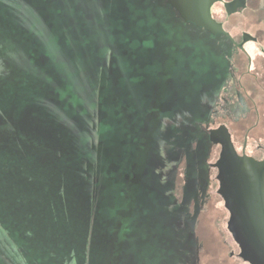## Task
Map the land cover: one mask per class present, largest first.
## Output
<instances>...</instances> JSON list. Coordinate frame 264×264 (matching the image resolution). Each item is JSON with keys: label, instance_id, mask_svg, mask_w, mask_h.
Returning <instances> with one entry per match:
<instances>
[{"label": "rangeland", "instance_id": "obj_1", "mask_svg": "<svg viewBox=\"0 0 264 264\" xmlns=\"http://www.w3.org/2000/svg\"><path fill=\"white\" fill-rule=\"evenodd\" d=\"M165 2L0 0V206L23 226L0 223V264H249L210 130L264 145V103L258 123L234 50L190 48Z\"/></svg>", "mask_w": 264, "mask_h": 264}, {"label": "water", "instance_id": "obj_2", "mask_svg": "<svg viewBox=\"0 0 264 264\" xmlns=\"http://www.w3.org/2000/svg\"><path fill=\"white\" fill-rule=\"evenodd\" d=\"M168 1L179 10L184 20L192 21L214 34L224 32L212 18L209 4L203 0ZM231 137L238 151H241L245 143L226 125L210 130L211 141L215 144L221 142L223 146L221 152V146L218 147L207 187L227 222L228 229L241 245V255L250 259L247 254L253 252L264 263V162L250 157L237 159L233 154ZM246 145L248 154L263 155V144L246 143ZM237 162L247 163L245 169L249 174L246 177L238 175L234 165ZM216 166L220 169L219 174ZM217 178L221 181L219 193L223 195L225 204L218 193ZM227 208L230 210V218ZM249 248L254 250L248 251Z\"/></svg>", "mask_w": 264, "mask_h": 264}, {"label": "flooded vegetation", "instance_id": "obj_3", "mask_svg": "<svg viewBox=\"0 0 264 264\" xmlns=\"http://www.w3.org/2000/svg\"><path fill=\"white\" fill-rule=\"evenodd\" d=\"M166 1L168 5L172 6L175 10L179 12V10L173 4L169 3L168 0ZM203 2L209 4V9L212 18L223 28L224 32L214 34L208 29L202 26H198L192 21H185L204 29L207 33L214 35L219 39L220 42L228 45L231 49L234 50L232 55V57L234 56L233 59H235V63L233 62L234 68L237 69V72L241 73V75L248 76L249 78L253 77V79H255L256 84H254V87L257 88H255L253 91L251 90L252 92L246 95L247 98L254 104L255 111L258 113L257 122L259 123L261 121V115L258 110V107L259 105H261V103H264V83H260V79L264 77V0H203ZM252 47L253 49H251ZM239 85L243 86L241 84ZM243 89L245 90V88ZM256 90L262 92V100L258 98ZM229 133L231 136L230 131ZM231 143L233 154L236 156L237 159L243 157H250L257 161L264 162V150L262 156L248 154L246 150V143L243 145L241 151H238V149L236 148L232 137ZM217 145L221 146V152L223 146L222 143L219 142L217 143ZM234 165L235 168H237L238 175H243L244 177H246L249 174L247 169H245L247 163L242 164L237 162ZM217 169L219 174V167H217ZM218 181L219 193V190L221 188V181L219 179ZM221 197L223 198L225 204V199L223 195H221ZM227 210L229 211L230 218V210L228 208ZM236 243L240 248L239 257L242 260L248 262L249 264H264L257 258V256L253 252H248L247 254L248 256H250V259L244 258L241 255V245L237 241ZM251 250L254 249H248V251Z\"/></svg>", "mask_w": 264, "mask_h": 264}, {"label": "trees", "instance_id": "obj_4", "mask_svg": "<svg viewBox=\"0 0 264 264\" xmlns=\"http://www.w3.org/2000/svg\"><path fill=\"white\" fill-rule=\"evenodd\" d=\"M160 5H161V7H163V6L164 7H168L167 9L165 8L164 10H165V13H169L170 12L169 13V17H170L172 23H174L176 25L182 23V25L180 24V25H177V26L187 29V34L189 35L188 37L190 39V42H189V47L190 48L192 46H195V47L198 46L199 49H204V50H205V48H207L206 46H204V44L202 42L197 43L198 42L197 39L200 40V39H203V38L210 37L209 33H207L204 29H202V28H200L198 26H195V25H193L191 23H188L186 21H184V22L181 21L179 18L176 17V15L174 13L176 10L172 6L168 5V3L165 2V5L160 3L158 8L160 7ZM198 44H200V45H198ZM204 50H200V51L204 52ZM208 143H210L209 135H208ZM210 146H213V145L210 143ZM3 207L4 206H0V223L4 224L3 227L7 223L6 225L11 227V233L13 231V228L16 229V228H19V227L20 228L23 227L21 225H17L15 223L16 220H14V219H12V217H10V214H12V216L14 214V211L11 212V209H10L12 207L9 206L7 209L3 208Z\"/></svg>", "mask_w": 264, "mask_h": 264}]
</instances>
